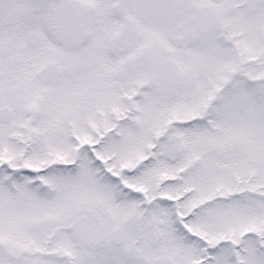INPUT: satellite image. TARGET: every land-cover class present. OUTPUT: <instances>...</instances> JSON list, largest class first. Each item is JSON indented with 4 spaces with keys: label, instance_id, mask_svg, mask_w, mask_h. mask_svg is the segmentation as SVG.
<instances>
[{
    "label": "snow or ice",
    "instance_id": "6c2138e0",
    "mask_svg": "<svg viewBox=\"0 0 264 264\" xmlns=\"http://www.w3.org/2000/svg\"><path fill=\"white\" fill-rule=\"evenodd\" d=\"M0 264H264V0H0Z\"/></svg>",
    "mask_w": 264,
    "mask_h": 264
}]
</instances>
